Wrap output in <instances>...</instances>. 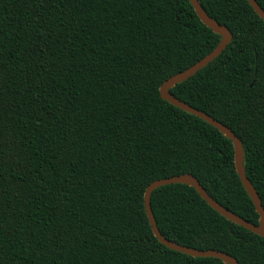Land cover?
<instances>
[{
    "label": "trees",
    "instance_id": "obj_1",
    "mask_svg": "<svg viewBox=\"0 0 264 264\" xmlns=\"http://www.w3.org/2000/svg\"><path fill=\"white\" fill-rule=\"evenodd\" d=\"M198 1L232 39L169 91L240 139L264 208V21L247 0ZM220 39L189 0H0V264H229L160 243L143 199L189 173L259 224L232 140L159 92ZM150 205L167 239L264 264V236L193 186Z\"/></svg>",
    "mask_w": 264,
    "mask_h": 264
},
{
    "label": "water",
    "instance_id": "obj_2",
    "mask_svg": "<svg viewBox=\"0 0 264 264\" xmlns=\"http://www.w3.org/2000/svg\"><path fill=\"white\" fill-rule=\"evenodd\" d=\"M192 6L194 7V10L197 14V16L200 18V20L208 26L210 29H212L214 32L218 33L221 36V39L219 43L206 55H204L202 58L197 60L195 63L190 65L189 67L185 68L184 70L175 73L165 79L160 87L159 92L162 99L168 101L169 103L179 107L180 109H183L184 111H187L193 115L198 116L199 118L203 119L204 121L208 122L209 124L216 127L219 131H221L226 137L230 138L232 140L233 148H234V164L236 172L239 176V179L245 188L246 192L250 196L256 211L258 212L260 219L259 224L251 223L241 216L233 213L232 211H229L227 208H225L223 205H221L219 202H217L213 197H211L204 187L200 184L198 179L189 174V173H183L180 175L170 176L166 178H160L152 181L144 191V208L145 212L149 221V224L152 229L153 235L158 239V241L165 246L177 250L179 252L194 256V257H216L221 260H223L226 263L229 264H239L237 259L228 253L214 250V249H198L194 247H190L187 245H182L179 243H176L172 240L167 239L164 237L157 227V223L155 220V217L153 215L151 205H150V195L154 189L157 187H160L162 185L171 184V183H184L188 184L190 186H193L194 189L197 191V193L217 212H219L222 216L229 219L230 221L241 225L245 227L246 229L258 234L264 236V208L261 204V200L258 196V193L251 183V181L246 177L245 170L243 166V149L240 139L235 135V133L225 124H223L221 121L215 119L211 115L207 114L206 112L199 110L186 102L176 98L173 96V94L169 91V89L174 86L177 83H180L192 75H194L198 70L206 66L209 62H211L214 58H216L227 46V44L232 39V32L230 29L224 25L220 24L216 19L210 17L207 12L203 9L201 4L198 0H189ZM249 4L252 6L253 10L258 14V16L264 21V10L260 7V5L257 3L256 0H247Z\"/></svg>",
    "mask_w": 264,
    "mask_h": 264
}]
</instances>
